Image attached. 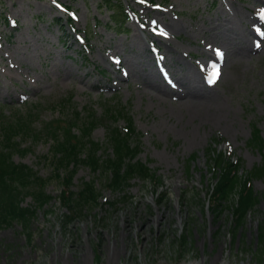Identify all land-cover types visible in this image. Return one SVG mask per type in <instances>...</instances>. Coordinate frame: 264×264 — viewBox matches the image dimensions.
I'll return each mask as SVG.
<instances>
[{
    "label": "rangeland",
    "instance_id": "obj_1",
    "mask_svg": "<svg viewBox=\"0 0 264 264\" xmlns=\"http://www.w3.org/2000/svg\"><path fill=\"white\" fill-rule=\"evenodd\" d=\"M120 2L129 20L118 32L101 0L0 1V128L32 112L41 130L66 110L99 121L120 110L114 126L130 119L136 159L158 183L135 177L112 190L78 167L72 189L94 180L99 198L72 215L59 199L52 141L22 139L27 152L13 161L46 178L52 198L28 224L0 227V264H264V179L252 180L262 198L236 231L228 206L206 205L209 147L243 170L262 162L248 141L254 128L264 138V0ZM199 110L218 118L203 121ZM105 137L104 126L92 132L94 142Z\"/></svg>",
    "mask_w": 264,
    "mask_h": 264
},
{
    "label": "trees",
    "instance_id": "obj_2",
    "mask_svg": "<svg viewBox=\"0 0 264 264\" xmlns=\"http://www.w3.org/2000/svg\"><path fill=\"white\" fill-rule=\"evenodd\" d=\"M101 3L112 11L110 17L113 30L119 32L129 20L127 10L120 0H101ZM70 100L61 102L63 110H66L65 106ZM112 109L107 110L104 121H99L94 114H89L86 119L78 112L69 116L66 110L67 113H59L57 118L47 122L41 130H37L34 125L37 113L33 112L23 117L17 116L11 121H1L0 227L14 221L28 224L35 211L52 198L45 191L46 178L32 167L13 161L15 153L22 155L27 152V149L22 148V141L25 139L41 141L42 138L49 137L52 141L54 176L61 186L59 199L72 215L82 211L85 206H92L99 198L94 180H81L78 189H72L78 167H88L91 172L100 173L112 190H123L135 177L141 180L152 179L158 183L155 171L136 159L140 150L138 145L131 144L132 137L137 136L132 122L128 119V125L124 129L114 126L126 113ZM98 126H104L106 130L104 143L92 140V132ZM248 145L262 155L261 164L249 170H243L240 160L232 161L215 147L207 149L212 181L206 205L208 209L215 211L228 206L236 217L234 231L262 198L252 186L253 179H264V138L258 129H253ZM108 149H111V153H107ZM194 157L188 161L187 171ZM26 196H31L34 204L23 206ZM260 242L261 249L256 252L259 259L264 254V225H261Z\"/></svg>",
    "mask_w": 264,
    "mask_h": 264
},
{
    "label": "bare ground",
    "instance_id": "obj_3",
    "mask_svg": "<svg viewBox=\"0 0 264 264\" xmlns=\"http://www.w3.org/2000/svg\"><path fill=\"white\" fill-rule=\"evenodd\" d=\"M165 34H167L165 32ZM163 37V36H162ZM67 44V43H66ZM68 49V48H67ZM157 60V59H156ZM169 73V72H168ZM168 75V74H167ZM165 77V76H164ZM169 77V76H168ZM163 78V77H162ZM143 82V81H142ZM160 84V83H159ZM169 86V85H168ZM172 87V86H171ZM158 88V87H157ZM159 90V89H158ZM159 93H161L162 95H165V93L162 91V90H159ZM190 94H188L189 96ZM201 106V105H200ZM195 107V106H194ZM195 109V108H194ZM193 109V111H194ZM198 113V117L201 118L203 121H214L218 118V117H215V115L211 114L210 112H206V113H203L201 110L199 111H196ZM193 114V113H192ZM165 216L162 215V218H165ZM112 254H115V249H112ZM190 264H196L195 262L194 263H190Z\"/></svg>",
    "mask_w": 264,
    "mask_h": 264
},
{
    "label": "snow or ice",
    "instance_id": "obj_4",
    "mask_svg": "<svg viewBox=\"0 0 264 264\" xmlns=\"http://www.w3.org/2000/svg\"><path fill=\"white\" fill-rule=\"evenodd\" d=\"M53 2L55 3V0H53ZM146 2V0H141V3ZM75 18V17H74ZM258 47L260 46L259 44L257 45ZM218 56H221L222 54L218 51L217 52ZM219 76V71L217 70L214 74H213V79L217 78Z\"/></svg>",
    "mask_w": 264,
    "mask_h": 264
}]
</instances>
